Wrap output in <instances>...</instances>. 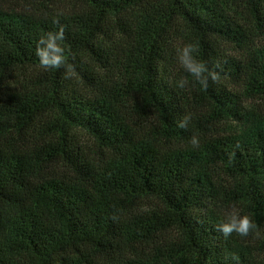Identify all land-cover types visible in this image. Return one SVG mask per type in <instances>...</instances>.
Returning a JSON list of instances; mask_svg holds the SVG:
<instances>
[{
  "label": "trees",
  "instance_id": "obj_1",
  "mask_svg": "<svg viewBox=\"0 0 264 264\" xmlns=\"http://www.w3.org/2000/svg\"><path fill=\"white\" fill-rule=\"evenodd\" d=\"M52 1L0 0V264H264L216 231L233 208L264 225V113L241 108L264 98V0ZM54 20L70 79L35 55ZM189 42L207 90L177 62Z\"/></svg>",
  "mask_w": 264,
  "mask_h": 264
},
{
  "label": "clouds",
  "instance_id": "obj_2",
  "mask_svg": "<svg viewBox=\"0 0 264 264\" xmlns=\"http://www.w3.org/2000/svg\"><path fill=\"white\" fill-rule=\"evenodd\" d=\"M57 25L56 31H49L41 35L37 40L35 55L39 60V67L44 71L64 68V78L70 79L74 72V66L68 63V56L63 42L66 40L65 26L60 24L59 20H54ZM199 47L191 42L185 43L182 47L177 48L178 64L190 74L194 80L199 83L205 90L209 87V80L214 83L219 82L220 74L215 69H209L206 62L199 60ZM216 67H220L219 64ZM188 83L186 78H182L178 82V87L184 88ZM190 117H183L177 124L179 128H187ZM191 144L194 147L199 146V141L196 136L191 138ZM239 147V146H237ZM257 228L250 216L240 215L236 211L229 213L224 222L216 226V231L220 232L223 238L227 239L233 233L240 237H247ZM225 259H230L234 264H240L238 254L231 253L225 256Z\"/></svg>",
  "mask_w": 264,
  "mask_h": 264
},
{
  "label": "rangeland",
  "instance_id": "obj_3",
  "mask_svg": "<svg viewBox=\"0 0 264 264\" xmlns=\"http://www.w3.org/2000/svg\"><path fill=\"white\" fill-rule=\"evenodd\" d=\"M42 0H10L11 7L14 8L17 11H23V10H33L38 7L39 2ZM52 3L54 4V8L57 10H63L67 7H69L72 3V1L69 0H53ZM50 4V3H49ZM256 45H263L264 44V34L259 35L257 39L255 40ZM225 49L227 53L231 57H236L237 59H244L246 56V53L244 50L237 49L233 46L227 45L225 46ZM232 89H234L233 85H230ZM255 108L262 113H264V98H257L254 100H248L244 99L241 103V108L248 109V108ZM240 123L236 120H228L223 123H220L218 127V132L221 134H230L232 132H235L239 130ZM86 141V138H85ZM232 211L238 212L240 215H243L239 209H231L227 214L231 213ZM253 222H255L253 220ZM172 238L174 236L173 234H168ZM246 243L250 245L253 249L258 250L259 257L264 259V225L256 228L252 233L249 234L247 237Z\"/></svg>",
  "mask_w": 264,
  "mask_h": 264
}]
</instances>
